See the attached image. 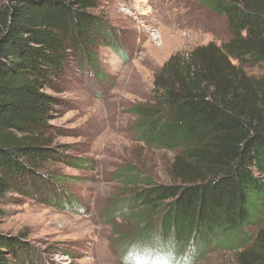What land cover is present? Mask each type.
<instances>
[{
    "label": "trees",
    "instance_id": "1",
    "mask_svg": "<svg viewBox=\"0 0 264 264\" xmlns=\"http://www.w3.org/2000/svg\"><path fill=\"white\" fill-rule=\"evenodd\" d=\"M98 1L0 0V204L55 153L45 131L57 100L45 88L63 78L73 51L97 37L117 50L91 11ZM201 1L231 36L183 62L171 55L154 75L152 101L132 106L147 146L179 151L178 181L149 182L134 194L132 216L143 239L160 232L183 244L195 235L198 259L215 249L264 264V78L243 68L264 62V0ZM11 244L21 245L0 237V264L1 245Z\"/></svg>",
    "mask_w": 264,
    "mask_h": 264
},
{
    "label": "rangeland",
    "instance_id": "2",
    "mask_svg": "<svg viewBox=\"0 0 264 264\" xmlns=\"http://www.w3.org/2000/svg\"><path fill=\"white\" fill-rule=\"evenodd\" d=\"M91 11L117 50L94 38L45 88L57 100L45 131L55 153L0 204V237L21 243L1 245L8 264H120L128 245L143 239L132 216L136 193L149 182L178 181L179 151L147 146L131 108L152 101L154 75L171 55L183 62L231 36L226 18L201 0H99ZM243 68L264 78V62ZM197 264L238 261L212 249Z\"/></svg>",
    "mask_w": 264,
    "mask_h": 264
},
{
    "label": "clouds",
    "instance_id": "3",
    "mask_svg": "<svg viewBox=\"0 0 264 264\" xmlns=\"http://www.w3.org/2000/svg\"><path fill=\"white\" fill-rule=\"evenodd\" d=\"M199 253L195 235L181 244L174 235L154 232L131 242L120 264H197Z\"/></svg>",
    "mask_w": 264,
    "mask_h": 264
}]
</instances>
